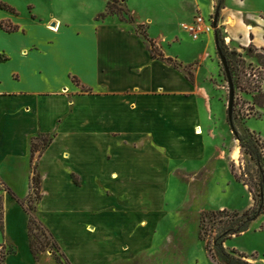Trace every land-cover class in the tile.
<instances>
[{"label":"crops","instance_id":"obj_1","mask_svg":"<svg viewBox=\"0 0 264 264\" xmlns=\"http://www.w3.org/2000/svg\"><path fill=\"white\" fill-rule=\"evenodd\" d=\"M144 1L128 0L134 23L98 20V10L84 18L52 8L22 23L0 10V183L15 188L8 181L17 178L29 192L33 143L50 138L38 160L47 187L39 217L71 264L92 260L87 242L94 264L101 263L105 253L94 234L115 232L132 242L144 233L141 225L151 229L146 221L163 211L170 189L184 184L174 172H193L189 162L217 160L222 150L213 144L214 156L206 155L207 137H222L212 123L208 83L201 84L195 70L191 78L182 66L153 59L138 32L145 26L170 57L160 43L164 36L148 34L159 16L141 15L149 10ZM4 22L18 30H5ZM0 195L5 238L15 246L21 232L28 256L19 258L16 251L5 264H39L29 248L30 215L5 189ZM47 218L57 221L48 224Z\"/></svg>","mask_w":264,"mask_h":264},{"label":"rangeland","instance_id":"obj_2","mask_svg":"<svg viewBox=\"0 0 264 264\" xmlns=\"http://www.w3.org/2000/svg\"><path fill=\"white\" fill-rule=\"evenodd\" d=\"M144 2L147 3L149 10L140 11L143 13L141 15H148L150 18L153 17L152 14L159 16L149 26L148 34L152 38L164 36L165 39L160 43L166 55L170 56L167 58L159 46L153 43L152 47L147 41L149 49H153L157 60L172 63L176 67L182 66V70L191 78L195 70L200 74L201 84L208 83L216 121L212 123L217 124V130L219 129L222 137L214 141L212 137H207L206 155L209 158L214 156L213 144L222 146V150H219L217 160L214 158L206 163L202 160L189 162L197 171L180 169L174 172L177 181L184 184L169 190L163 211L161 210L162 212L154 220L146 221L151 229H145V225L138 228L139 232L144 233L136 235L133 244L127 235L115 232V234H94L93 238L100 242L99 246L102 250L99 251L105 253L103 257H99L100 264H226L215 242L229 228L232 226L236 228L235 225L241 224L240 220L245 221L242 216L250 213L255 206L249 188H252L255 196L260 200L259 194L263 183L258 166L242 151L238 137H247L248 140L253 137L260 138L264 142V0ZM0 3L9 6L11 8L9 12L18 16L22 23L37 18L35 13L51 11V8L54 12L65 15L81 14L86 18L84 12L92 14L98 10L102 13L106 11L107 5L103 0H0ZM118 6L131 14L128 0H119ZM197 15H202L209 24L211 20L216 21L215 33L213 31L210 34H202L198 40H195L181 27L183 23H192ZM106 19L131 23L123 12ZM3 27L7 31H13L15 26L4 22ZM138 32L145 35L147 28L138 27ZM216 36L227 61L229 60L227 51L238 54L236 59L238 71L232 75L236 91L234 125L238 136H235L228 120L230 90L217 51ZM234 65L232 62V68L235 70ZM200 104L203 106V111L208 113L202 101ZM49 142L50 138L43 135L33 143L32 151H37L34 155V164L37 166L32 164L29 192L26 193L27 188L21 180L15 178L8 181L13 182L15 187L10 188L12 193L23 202L33 218L37 219L33 229L37 237L34 241L39 264H55L56 259L64 262L61 252L53 245L57 239L51 236L43 219L39 217L40 199L42 200V196L45 195L47 187L43 183L45 176L38 169V160L39 154ZM178 162L174 160L172 164ZM182 177L185 179L183 180ZM73 179L81 184L79 175L74 174ZM7 188L9 187L0 183V190L6 191ZM4 198L0 195V243L5 239L4 244L0 245V264H5L7 257L16 251L19 258L28 257L21 232L19 234L15 232L19 240L15 246L5 238L2 206L6 202ZM46 220L48 224L57 221L54 218ZM39 223L40 225L37 226ZM201 232L204 234L203 239L200 237ZM56 243L60 244L58 241ZM142 243L143 246L140 247ZM224 248L231 257L239 258V255L244 254L247 257L245 261L249 264H264V214L251 222L247 231L226 240ZM93 249L87 242L86 256L92 257L88 264L97 263Z\"/></svg>","mask_w":264,"mask_h":264},{"label":"trees","instance_id":"obj_3","mask_svg":"<svg viewBox=\"0 0 264 264\" xmlns=\"http://www.w3.org/2000/svg\"><path fill=\"white\" fill-rule=\"evenodd\" d=\"M118 2H119V0H111L107 5L106 11L104 13L99 14L97 19L103 20L109 16L117 15L118 13L123 12V13H125L126 16H128L129 21L131 23H134L133 16L131 14H129V12H125L122 9H120L118 6ZM0 8L3 10H8V11L11 10V8L9 6H7L5 4H1V3H0ZM141 27L143 28V26H140V28ZM17 30H18V27H15L13 31H17ZM141 35L145 38L146 41L150 42L151 46L153 47V42L148 38L147 33H145V35H143V34H141ZM149 50H150L152 58L158 59L157 56H155L153 49L152 50L149 49ZM227 53H228V57H229V60H228L229 69L231 71V74L234 75L235 71H238V69H236V67H237L236 66V59H237L238 54L236 52H228V51H227ZM170 61H172V60H170ZM232 62H234V64H235L234 65L235 70H234V68H232ZM75 82H76V80H75ZM238 139L240 140V147H241L242 151L244 153H246L247 155H249L251 157V159L258 166L259 171L261 172V175L263 177V183L261 185V191L259 194L260 200L257 199L255 194L253 193L252 188L251 187L249 188L250 192L253 194L255 206L253 207V209L250 213H245L242 216V218H245V221L240 220L241 224L238 223L237 225H235L236 228H233V226L231 228H229L226 232H224L222 235H220V237L215 242V246L217 249H220L221 254H222V259L226 264H249L248 262L245 261L247 257L244 254L239 255V258L231 257L229 254H227V252L225 251V248H224V243L226 242V240L230 239L231 237L240 235V234L244 233L245 231H247L251 222L258 219L261 215L264 214V202H263V200H264V195H263V193H264L263 192V190H264L263 189L264 188V167H263L264 142L260 138H254V137L249 139V140L247 139V137H238ZM49 143L47 144L46 147L49 146ZM6 191L30 215L29 226H28L29 248H30V253H31L32 257L36 261H38L39 258H37V251H36V246H35V241H34L37 237L34 235V229H33V225H34V223H36L37 219L33 218V216L29 213V211L26 209V207H24L23 202H21L20 199L14 193H12L10 188H7ZM40 201H41V199H40ZM39 225H40V223L37 226H39ZM203 235L204 234L201 232L200 233L201 239H203V237H204ZM53 245L59 252H61L62 257L64 258V262H61L58 259H56L55 260L56 263L57 264H71L70 261L68 260V258L62 252L59 244L54 242Z\"/></svg>","mask_w":264,"mask_h":264},{"label":"water","instance_id":"obj_4","mask_svg":"<svg viewBox=\"0 0 264 264\" xmlns=\"http://www.w3.org/2000/svg\"><path fill=\"white\" fill-rule=\"evenodd\" d=\"M214 25L216 28V25H217L216 21L214 22ZM216 46H217V51H218V54L220 56L222 65H223L224 70H225V74H226V77L228 80L229 90H230L228 120L230 123V127L232 128V131L234 132L235 136H238V133H237V131L235 129V125H234V107H235V96H236L235 85L233 82V77H232L231 71L229 69L227 58H226L222 48L219 45V41H218L217 36H216Z\"/></svg>","mask_w":264,"mask_h":264},{"label":"built area","instance_id":"obj_5","mask_svg":"<svg viewBox=\"0 0 264 264\" xmlns=\"http://www.w3.org/2000/svg\"><path fill=\"white\" fill-rule=\"evenodd\" d=\"M181 27L189 32L195 40H198L202 34H210L214 31V21L211 20V24L207 23L202 15L195 16L192 23H183Z\"/></svg>","mask_w":264,"mask_h":264},{"label":"bare ground","instance_id":"obj_6","mask_svg":"<svg viewBox=\"0 0 264 264\" xmlns=\"http://www.w3.org/2000/svg\"><path fill=\"white\" fill-rule=\"evenodd\" d=\"M53 30H55V31H57L58 30V28L56 27L55 29H53ZM201 133V132H200Z\"/></svg>","mask_w":264,"mask_h":264}]
</instances>
